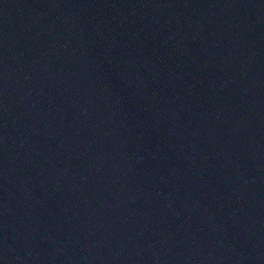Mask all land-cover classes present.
I'll list each match as a JSON object with an SVG mask.
<instances>
[{"label":"water","instance_id":"obj_1","mask_svg":"<svg viewBox=\"0 0 264 264\" xmlns=\"http://www.w3.org/2000/svg\"><path fill=\"white\" fill-rule=\"evenodd\" d=\"M0 264H264V0H0Z\"/></svg>","mask_w":264,"mask_h":264}]
</instances>
